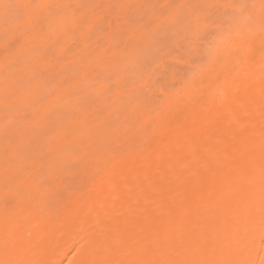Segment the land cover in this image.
I'll use <instances>...</instances> for the list:
<instances>
[{
  "label": "bare ground",
  "instance_id": "obj_1",
  "mask_svg": "<svg viewBox=\"0 0 264 264\" xmlns=\"http://www.w3.org/2000/svg\"><path fill=\"white\" fill-rule=\"evenodd\" d=\"M0 264H264V0H0Z\"/></svg>",
  "mask_w": 264,
  "mask_h": 264
}]
</instances>
